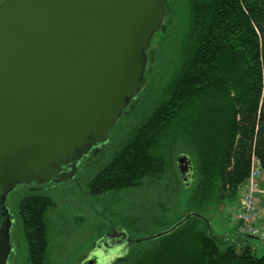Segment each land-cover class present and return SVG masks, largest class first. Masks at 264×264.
Instances as JSON below:
<instances>
[{"label":"trees","instance_id":"trees-1","mask_svg":"<svg viewBox=\"0 0 264 264\" xmlns=\"http://www.w3.org/2000/svg\"><path fill=\"white\" fill-rule=\"evenodd\" d=\"M162 2L165 18L154 34L159 39L147 50V95L133 101L137 110L129 113L135 123L126 129L119 124V144L89 179L86 193L102 197L179 174L176 192L182 197L188 186L190 195L185 215L174 225L189 212L207 217L213 205H238L253 164L264 177V0ZM169 53L167 65L160 64ZM155 66L162 72L158 76ZM180 154L194 165L188 183L178 168ZM179 195L172 197L174 205ZM55 205L42 193L20 201L26 264H50L49 214ZM214 236L206 219L191 216L172 232L129 248L112 264H264V255L258 257L242 236Z\"/></svg>","mask_w":264,"mask_h":264},{"label":"water","instance_id":"water-1","mask_svg":"<svg viewBox=\"0 0 264 264\" xmlns=\"http://www.w3.org/2000/svg\"><path fill=\"white\" fill-rule=\"evenodd\" d=\"M165 18L162 0H2L0 2V198L17 184L74 178L77 163L107 141L124 108L146 85L147 50ZM191 162V161H190ZM71 163L69 173L62 166ZM181 176L189 158H178ZM187 179V178H186ZM108 233L95 256L164 236ZM242 236L246 242L257 238ZM258 239V238H257ZM115 244L108 248V244ZM109 252L100 254L101 247ZM103 264V263H102Z\"/></svg>","mask_w":264,"mask_h":264},{"label":"rangeland","instance_id":"rangeland-1","mask_svg":"<svg viewBox=\"0 0 264 264\" xmlns=\"http://www.w3.org/2000/svg\"><path fill=\"white\" fill-rule=\"evenodd\" d=\"M158 39L159 35L152 38L155 43L158 42ZM169 55L170 53L163 56L159 60L160 64L167 65ZM155 68L156 66L153 69L155 70ZM157 71L158 73H156ZM153 72L154 76L162 73L160 69ZM149 75L148 77L151 78ZM146 88L147 86H144L131 101V105L125 108L127 111L134 112L137 106L133 107L135 104L133 101L146 97ZM134 123V116L131 114L125 119L118 120L111 131V138L114 137L116 143H112L109 147L106 146L107 142L99 144L103 146L100 150L97 149L99 145L93 147L77 163L75 179L62 183L43 184L46 188L38 191L52 196L56 202L55 208L49 214L53 246L50 264H82L85 258L95 256L99 241L111 233L112 229L126 231L132 239L147 238L166 230L180 216L185 215V204L190 195V188L188 186L182 188V197L176 192L177 186L181 182L179 174L177 179H171L169 182L160 183L158 180L149 179L143 187L112 192L102 197H92L86 193L89 179L104 166L113 153L112 149L116 144H119V124H122L126 129ZM262 178L264 177L262 176ZM260 184L261 187L264 186L263 183ZM178 195V203L174 205L172 197H178ZM238 200H242V202L244 200L241 190ZM163 207L167 210H164ZM238 211L236 202H226L222 206L213 205L206 213L212 232L220 238L236 239L238 233L235 230L238 228L239 222L234 215ZM248 243L254 249L258 248L256 251L258 257L264 255V240L251 238ZM138 245L139 242L129 245L127 251ZM123 252L124 247H121L110 252L100 262L101 264H112L118 257L125 254ZM19 259H22L20 253ZM16 264L26 263L20 260Z\"/></svg>","mask_w":264,"mask_h":264},{"label":"flooded vegetation","instance_id":"flooded-vegetation-1","mask_svg":"<svg viewBox=\"0 0 264 264\" xmlns=\"http://www.w3.org/2000/svg\"><path fill=\"white\" fill-rule=\"evenodd\" d=\"M138 104V103H137ZM138 106V105H136ZM135 106V107H136ZM129 110L127 111L124 108L122 116H129ZM121 116V117H122ZM119 118V120L121 119ZM116 125V124H115ZM114 128V127H113ZM112 128V129H113ZM111 129V131H112ZM111 131L109 133L106 146H110L112 143H116L115 138H111ZM121 136L119 135V139ZM102 145V144H101ZM99 145L97 149H102L103 146ZM101 147V148H100ZM187 155V154H180ZM177 157V162L178 158ZM188 156V155H187ZM189 158V170L185 176H182V179L185 183H188L189 180L193 178L194 174V165L192 159ZM191 161V162H190ZM72 169L71 163H65L62 166L61 173H69ZM57 176L55 175L52 178V182H56ZM187 178V179H186ZM75 179V178H74ZM45 185H37L36 182H32L29 185L26 184H17L6 196L5 200L0 198V264H16L17 261L26 260L25 245L21 237V228L20 221L18 218V206L20 201L27 196H31L34 193H39L40 189L46 188ZM114 229L111 231L113 232ZM115 244H108V248H112ZM103 252H100L101 255L104 253L107 254L109 249L101 247ZM19 253L22 259H19ZM86 259V258H85Z\"/></svg>","mask_w":264,"mask_h":264},{"label":"built area","instance_id":"built-area-1","mask_svg":"<svg viewBox=\"0 0 264 264\" xmlns=\"http://www.w3.org/2000/svg\"><path fill=\"white\" fill-rule=\"evenodd\" d=\"M262 171L257 163L245 182V194L242 206L234 215L241 222L239 233L241 235L251 234L260 240H264V223L261 214L264 213V186L261 187L260 178Z\"/></svg>","mask_w":264,"mask_h":264},{"label":"crops","instance_id":"crops-1","mask_svg":"<svg viewBox=\"0 0 264 264\" xmlns=\"http://www.w3.org/2000/svg\"><path fill=\"white\" fill-rule=\"evenodd\" d=\"M261 180V183H263L264 185V178H260ZM240 190H241V194L244 195L245 194V183L240 187ZM239 190V192H240ZM264 199V197H263ZM241 205H242V200L239 201V204H238V209L241 208ZM237 220V219H236ZM262 223H264V213L261 214V220H260ZM239 222V225H238V228L235 230L236 233H239V227L241 225V222L238 220ZM230 235V234H229ZM226 237V236H225ZM228 237V236H227ZM258 250V248H256V251Z\"/></svg>","mask_w":264,"mask_h":264},{"label":"bare ground","instance_id":"bare-ground-1","mask_svg":"<svg viewBox=\"0 0 264 264\" xmlns=\"http://www.w3.org/2000/svg\"><path fill=\"white\" fill-rule=\"evenodd\" d=\"M253 168H254V164H253V166H252L251 173H252V171H253ZM251 173H250V175H251Z\"/></svg>","mask_w":264,"mask_h":264}]
</instances>
